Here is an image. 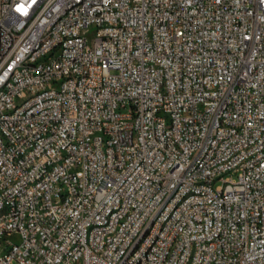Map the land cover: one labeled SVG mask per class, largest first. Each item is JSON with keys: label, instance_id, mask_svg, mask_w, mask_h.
<instances>
[{"label": "built area", "instance_id": "1", "mask_svg": "<svg viewBox=\"0 0 264 264\" xmlns=\"http://www.w3.org/2000/svg\"><path fill=\"white\" fill-rule=\"evenodd\" d=\"M0 264H264V0H0Z\"/></svg>", "mask_w": 264, "mask_h": 264}]
</instances>
